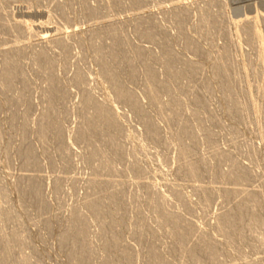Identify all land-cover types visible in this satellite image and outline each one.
<instances>
[{"label": "rangeland", "instance_id": "rangeland-1", "mask_svg": "<svg viewBox=\"0 0 264 264\" xmlns=\"http://www.w3.org/2000/svg\"><path fill=\"white\" fill-rule=\"evenodd\" d=\"M125 1L122 0L119 7V4L112 5L108 0H0V82L5 70V52L7 48L18 45L9 54L18 60L16 65L11 66L16 77L9 88L0 85V210L9 212L7 218L0 222V236L3 232L5 238L7 234L11 236L8 248L4 244L7 239L1 236L0 253L8 254L6 264H70L74 256L67 257L66 244L62 245L57 236L65 229V220L74 211H80L88 223L86 234L89 246L96 252L91 256V264H101L107 255L100 249L103 235L84 203L88 198L121 188L126 205L120 214L123 219L117 232L123 246L132 251L131 264H147L149 261L144 249L147 244L139 242L135 236L139 216L143 217L140 224L148 234L161 231L159 216L151 212L152 204L142 202L147 194L156 195L155 198L158 196L170 215L182 216L191 227L189 235L174 252L168 250L175 242L163 233L159 235L155 242L158 251L165 257L164 264H191L188 260L190 252L187 254V251L198 247L201 235L214 243L220 257L214 262L205 259L199 264H264V223L252 237L248 233L239 236L238 225L228 231L220 228L223 215L232 212L247 193L261 195L263 205L259 214L264 221V141L261 139L264 116L261 119L249 116L250 104L243 101L242 93L231 95L227 100L225 95L215 92L216 81L211 71L222 48L227 47L228 55L223 56L228 57V62L232 60L230 62L235 66L233 76L240 74L239 69L243 70L245 90L251 95V101L264 107V94L257 90L264 73V61L256 66L260 52L255 49L257 43L264 42V38H253L252 44L240 29L243 19L249 17V21L255 22V18H264V0H136L137 4ZM86 5L90 7L87 10L92 8L94 12L85 11ZM181 11L183 14L180 16ZM209 15L216 18L215 21L213 17H207L211 22L222 20L218 30L213 29V22L204 23V17ZM15 19L24 29L19 34L2 25H12ZM209 25L212 32L208 30ZM259 25L264 31V21H260ZM108 26L118 30L116 33L120 36L117 37L125 42L122 44L123 53L128 56L127 61L135 65L132 72L129 67L123 68L121 83L136 99L138 110L125 98L117 97L109 76L101 71L103 64L98 61L95 50L99 43L106 47L113 43L112 36L102 33ZM146 30L151 31L153 37H141V34L149 33ZM132 48L133 51L135 48L139 50L134 53ZM169 52L174 54L170 68L163 66ZM42 53L45 60L39 58L42 61L38 62ZM142 55L151 58L143 59ZM224 57L222 62L227 61ZM233 58L236 60L233 61ZM185 60L200 67H194L193 71L200 70L195 73L189 70L177 78L180 75L176 70L181 69V65L182 69L185 68L182 63ZM45 64L51 69L52 80L43 72ZM255 66L258 69L252 70ZM145 67L146 70L151 68L149 72L163 80L158 82L152 78V82L149 80L152 74L146 80ZM164 67H168L167 70L176 68L174 76L177 74V79L172 77V70L167 71L171 76L167 75ZM129 74H132L131 79ZM195 74L197 77L200 75L202 81H196ZM166 78H174V81L170 84ZM163 81L169 85L168 89L165 85V89L162 87ZM156 83H161L162 86L157 87L162 88L154 89ZM51 87H56L61 93L56 110L58 118L55 117L56 123L63 128L58 140L51 136L42 139L35 131L43 118L48 103L46 94ZM149 89L155 94L152 92L149 96ZM157 89L158 93L155 92ZM86 92L98 103L109 107L120 125L122 132L117 138L120 155L108 154L109 161L114 164L113 169L98 168L100 156L88 155L91 146L87 139L77 137ZM156 94L158 104H154L156 99L153 95ZM172 96L180 99L176 101ZM234 98L242 102L239 113H247L243 119L226 109ZM169 99L172 102L170 105L166 104ZM178 102L180 105L176 106ZM173 103H176L175 106H172ZM175 107L184 111L178 113L181 117L177 114L179 119L176 118L177 111L174 117L171 115L177 110ZM22 115L28 127L23 135L12 127L17 121L12 119ZM180 121L192 132L184 136L181 144L176 141V125ZM153 131L159 134L157 139L152 137ZM95 144L100 153L109 151L105 142ZM181 146L190 149L187 155L180 154ZM29 147L30 156L19 154L18 150ZM214 152L235 159L238 165L250 169V175L242 180L216 177L218 171L227 169L228 162L222 161L214 174L210 170L216 161ZM26 158H33L37 163L24 164ZM187 159L204 162L198 176H187L182 168ZM96 178L100 185L93 188L91 179ZM28 180L39 183L40 202L31 203L29 198L20 196ZM199 188H205L204 192L197 190ZM224 189L235 192L225 195ZM138 197L141 198L140 206L136 201ZM232 235L234 238L237 235V242L233 238L230 242ZM112 255L115 257L117 254Z\"/></svg>", "mask_w": 264, "mask_h": 264}, {"label": "bare ground", "instance_id": "bare-ground-1", "mask_svg": "<svg viewBox=\"0 0 264 264\" xmlns=\"http://www.w3.org/2000/svg\"><path fill=\"white\" fill-rule=\"evenodd\" d=\"M108 1L112 5H118L119 4V7H120V5H121L120 2L122 0H108ZM138 1L136 2V0H132V2H131V0L130 1L128 0L127 2L128 3L137 4ZM124 2H126V1L124 0ZM87 7L88 6L86 5V7H85L86 10L85 11L89 10V9L87 10ZM88 8H90V7H88ZM91 11H92V8H91ZM91 11L89 10V12H91ZM92 12H94V11H92ZM96 13H97V11H96ZM182 14L183 13L181 11L180 16ZM137 16H140V15L137 14ZM207 17L209 18V17H211V15L204 17L205 19H203V21L205 20L204 23L207 21L208 24H209L211 22V19H213L214 17L212 15L213 18L211 17L210 21H209V19ZM246 17H245V19H246ZM135 18H137V17H135ZM206 19H208V20H206ZM214 19L216 21V18H214ZM248 19H249V17L246 20L243 19V21H241L240 29H242L241 31L244 32V34L246 35L248 40L252 41V44H254L253 38H254V40L257 37H260V36L262 38H264V31H263V29H261V27H259L260 26L259 25L260 21H264V18L259 17V18H257L258 21L255 18V20L257 21V22L255 21V22L258 23L256 26H255V22L254 21H253L254 22L253 23L251 20L249 21ZM212 22H213L212 25L214 26L213 29H217L218 30V28L221 27L222 20L221 21L218 20L219 23L218 22L214 23V20ZM2 25L7 26L9 28V30L11 29L13 32L18 33V34L20 32L24 31V29L21 28V26L19 25L17 20L14 21V23L12 25H6V24H2ZM112 25H113V23H112ZM253 25H254V27H252ZM210 26L211 25H209V29L207 28L208 30L212 29V26H211V29H210ZM116 31H118V30H116ZM116 31H115L114 26H108L106 29L103 30V32H102V33H104L103 35H106V36L109 35V36L113 37V38H110L111 40H113V43L111 45H109V47L102 46L100 43L97 44L99 47L97 48V46H96L97 50H95V52H96L95 54L98 57V61L101 62L100 64L101 65L103 64L102 65L103 69L100 68V69H102L101 71L105 73L104 75L109 76L108 79L110 78L111 81L110 80L109 81L111 82V84H113L112 87H114V89H116V93L118 95L117 97L123 98V100L126 99V102H128L129 104L131 103L135 107V105H136L135 100L136 99L132 98V96L129 95L130 93H128V91H127L128 89H124V87L122 86L123 84L121 83L122 82L121 81L122 80L121 72H122L123 68L124 67H126V68L129 67L131 69V72H132L133 68H135L134 67L135 65L130 63V62H128L129 58H127L128 56L127 57L125 56L126 54L123 53V48H122V44H124L125 42L122 43L123 41L120 38L117 37V36H120V35H117L118 32L116 33ZM140 31L138 32L139 34L141 33ZM146 31L149 32L148 30H146ZM146 31H144V32H146ZM210 32H212V30ZM149 33L141 34V37H142V35L143 36L145 35L146 38L150 39L151 37H153L154 34L152 35V32H151V35H150ZM96 35L101 36L100 34H96ZM154 39H155V37H154ZM152 40H153V38H152ZM57 41H59V39H57ZM14 44H15V42H14ZM103 44H104V42H103ZM106 44L108 46V43H106ZM16 46H18V45H16ZM16 46L13 45V48L15 49ZM13 48H9V49L7 48V50H6L7 52H5V55H6V60L4 62L5 63V70H4V74L1 77L2 81L0 82L1 87H4V88H9L12 85V82H13V80L16 77L14 72H13V69H11L12 68L11 66L13 64L16 65V61H18V60L15 57L9 56L10 51H12L11 49H13ZM224 48H226V49H224ZM137 49L139 50V48H135L136 51H137ZM222 49H221L222 52L219 51L220 52L219 53V58H217L216 61L211 66V71H212V74H213L214 79L216 81L215 82L216 83L215 84V92H219V93L225 95L224 97H226V99L228 97H230L231 95L236 96L239 93H242L243 94V98L242 97L241 98L243 99V101L248 102V105L250 104L249 105L250 106V111L247 112L249 114V116H253L254 118H259L260 117V119H261V116H264V107H262L261 105H256L254 102L251 101V95H249V93L245 90L246 86H245V83H244V71L239 69L240 70L239 71L240 74H238V75L234 74V76H233V72H234L233 68H235V66L230 62L232 60H230L228 62V59H227L228 57L227 58L224 57V56L228 55V48L227 47H223ZM255 49H257L260 52V55L257 58V62L258 63L256 62V66H257V65L260 64L259 62H263L264 61V42H261V44H260V42L257 43V47H255ZM135 50L133 51V48H132V51L134 53L136 52ZM43 53L40 55V57L38 56L39 54L37 55L38 59L39 58H43V60H45V55L46 54L44 53L45 55H43ZM138 54H140V53H138ZM169 54L170 55L167 57V59L165 58V60H163L164 61L163 62L164 65H163L162 62L161 63H162L163 66H169V68H170V65L173 63L171 61H174V59L172 57L173 53L171 54V52H169ZM165 55H167V54H165ZM153 56L154 55H152V57ZM142 57H143V55H142ZM149 57L151 58V56H149ZM149 57L145 56V58L143 57V59H147ZM174 57H176V56H174ZM222 57L226 58L227 61L226 62H222ZM100 58L103 61H101ZM229 59H231V58L229 57ZM40 60L42 61V59H39L38 62ZM234 60H236V59L233 58V61ZM188 61L189 60H187L186 62L182 61V63H184L183 66H185V68L183 67V69H182V65H181L180 66L181 69H177V70H180V71H177L176 68L175 69H169V70H172L171 73H174L172 75V77H175L174 76L175 75V70H176V73H178V76L180 75L179 77H177V74H176V77L180 78L186 72H189V70L194 69V67H195V69L200 68V67H197V64H194V65H196V66H194L192 64V62H190V61L188 62ZM45 66H46V64H45ZM256 66L252 70H254L256 68ZM14 67L15 66H13V68ZM167 68L164 67V69H166L165 70L166 72L169 71V70H167ZM144 69L146 70L147 67H145ZM150 69L151 68H148V70H146L147 72L144 70L146 72L145 75L147 74V77L145 76L146 80H148L147 78L150 77V75L152 74V73H150L151 71L149 72ZM257 69L258 68H256V70ZM181 70H182V72H181ZM199 70L200 69H198V71H193V70L192 71L195 73V72H199ZM144 71H143V73H144ZM43 72L47 75V77L50 80H52V78H51V69H50L48 64H47V66L45 68L43 67ZM169 72H167V75L171 76V74H168ZM152 75H153V77L151 76V78L149 79L151 81H152V78H153V80H154V78H156L155 80H158V82L163 80V79H159L158 77H156L154 75V73ZM131 76H132V74H129L130 79H131ZM133 76H134V73H133ZM143 76H144V74H143ZM194 77L196 78V81L197 80L199 81V79L201 80V76L200 75L198 77H197V75L194 76ZM77 79L78 78H76V80ZM168 81L170 82V84H172V81H174V78L173 79L171 78L170 80L167 79L166 82H168ZM155 82H157V81H155ZM155 82H154V85H155ZM164 82L165 81H163L161 83H164ZM175 82L177 83V80H175ZM157 83H156V86L153 87L154 89L161 84V83H159V85H158ZM162 85H160V86H162L163 88L165 86H167V89H168V87H169V85H166V83H164ZM162 87H157V88L159 89V88H162ZM170 88H172V87L170 86ZM158 89L155 92H157ZM257 90L261 94H264V73H263L262 81L257 85ZM152 92H153V90L152 91L150 90V95L149 96H151L154 93V92L153 93ZM60 94H61L60 91L56 87H53V88L51 87V90L46 94V98L48 100V103L45 106V109H44L45 112L42 115L43 118H42V120H40V123L38 124L37 129L35 130L37 132V135H39V137L42 138V139H44L46 137L49 138L50 136L53 139H57V140L61 138V135H62L61 128L62 127L58 123H56V120H55L56 118H58V116L56 114V112H57L56 110H57L58 105H59L58 99L60 98L59 97ZM242 94H240V95L242 96ZM89 95H90V93H89ZM89 95L86 92V96H84V93H83L84 100L82 101V106H81V109H82L81 111L83 113V116H82V119H81L82 120L81 123H79L81 125L79 127L80 128L79 129V133L77 132V135H79L77 137H79V138L83 137L84 139H87L86 141H88V143L90 144L89 146H91V150L89 152L90 154H88V155H91V153H92V155L96 154V156H100L99 157L100 159L98 158L99 159L98 162H97L98 164L96 163L98 168H100V169H113L114 168V164L112 163V161H109L108 154L110 153V155H111V153H112V155H114V156H119L120 155V149H119L120 147L118 148L119 144L117 143V138L120 136L122 131H120V129H119L120 125L118 124V122H117V120L115 118V115L112 112V110L109 109V107H107L106 105L98 103L97 101H95L93 99L92 96L90 97ZM156 96H157V94L155 96L153 95L154 98ZM175 96H172V98L173 97L175 98ZM17 97L20 99L19 95ZM177 98H179V97L175 98L176 101H177ZM12 99L15 100L16 98L13 97ZM171 100H174V99H171ZM16 101H18V100H16ZM155 101L156 102L154 104H158L159 103V102L157 103V99ZM151 102H152V97H151ZM168 102L169 103H166L168 105H170L172 103V102L170 103V99H169ZM176 103H173L172 106L173 105L175 106ZM198 103L201 104L202 101H198ZM241 103H242L241 100H238V99L234 98L232 100V102H230V104L228 103L229 105H226L227 106L226 109H227V111H229V113H232L233 115L235 113H237L238 117L243 119V118H245V116H247V113L246 114H243V113L240 114L239 113V111H240L239 107H240ZM177 105H180L179 102H178V104H176V106ZM175 108L177 109V107H175ZM136 109L138 110V107L137 108L135 107V110ZM180 109H182V108H180ZM175 112H176V116H177V114L179 112H180V114H182L184 111L181 112V110L179 111V109H177L171 115L173 116L175 114ZM178 116L181 117L179 114H178ZM178 116L176 118H178ZM16 118L17 119H12L13 121L17 120L16 122L14 121L15 122L14 124L12 123L13 124L12 125L13 129L15 128L14 131H16V128H17V131L19 133H21L22 135L26 134L27 130H28V127H27V121H26L25 116L22 115V116H18ZM176 126L178 127L177 128L178 132H177V136H176V141L179 144H181L183 142V139L185 138L184 136H189V135L192 134V132L190 130H188V128L186 129L184 127L182 121L178 122V124ZM151 134H152V137L154 139H157L159 137V134L157 133V131H153ZM261 139L264 141V133H263ZM97 142H105V144L107 145L109 151H105V152L102 151L100 153L97 150L98 149L97 148L98 147L97 144H95ZM189 150L190 149H188V147L181 146L180 154L181 155H187V153H189ZM97 151H98L99 154L97 153ZM251 151L252 150L250 149V152ZM18 152H19L20 155H24V156L26 155L28 157V156H30L31 148L29 147V148H26V149H20V150H18ZM214 154H216V161L214 162L213 165L210 166V170L212 172H214V174L216 173V171L218 169V166H219V164L222 161L226 160L228 162L227 165H226V166H228L227 169L224 170V171H220V172L218 171L217 174H216V177H218L220 179L222 178L223 180L224 179L225 180H242V179L247 178L250 175V169L248 170L247 168H245V167H243L241 165H238L234 161L235 159L234 160L229 159L227 157V155L224 154V153L214 152ZM36 163H37V161L35 159H33V158H28L27 159L26 158L24 164L34 165ZM96 164L94 165V168L96 167ZM203 164H204V162L200 161V160L199 161H190V160H188V161H185L184 166L182 168H184V171L186 172L187 176L195 177V176H198L200 174L201 168H202L201 165H203ZM96 169H94V170H96ZM134 169H136V168H134ZM214 179L216 180V178H214ZM35 181L32 182L31 180H28L26 182V184L23 186V188L21 190V194H20V196L22 198H24V197L27 198V199L29 198L28 201L31 202V203H33L34 201H37V202L39 201L40 202V200H42L41 199V194H40V185H39V183H37ZM102 183H103V181H102ZM90 185H92V187L94 188V186L100 185V181H97V178H96V180H94V179L92 180L91 179V184ZM145 187H146V185H145ZM202 187H204V186H202ZM97 189H99V188H97ZM147 189H149V188H147ZM204 189L199 188L197 190H200V191L204 192ZM234 189H235V187H234ZM146 192H148V190ZM233 192H235V191L231 190V189L230 190L229 189L228 190L224 189V191H223V193L225 195L231 194ZM247 194H249V193H247ZM247 194H246V196H244L245 198H242V199H240L237 202V204L235 205V207L232 210V212H229V213H226V214L223 215L222 220L220 221V228L223 231H228L232 227H235L236 225H238L240 227L239 228L240 232L238 234L239 236H244V233H248L252 237V234L254 232L256 233V230L261 228V226L263 225L264 221L261 219V215H260L261 213L259 214V212H261V210H262V205H263L262 204L263 202L261 200V195L260 194H255V193H252V194H249V195H247ZM155 196L153 197L152 194H147L145 197H143L145 199L142 200V202L145 201L147 203L152 204L151 212H152L153 215L159 216V220H158L159 224L158 225L161 228V231L159 230L158 233H150V234H148L146 232V230L143 228L144 226H142V224H140L143 221V217L140 215L139 219H138L139 225H137L138 228L135 230V236H136V238H137V240L139 242L147 244V245H145L146 248H144L145 249V253H146V255L149 258V261H148L147 264H164V258L165 257L158 251L157 245H156V242H155V241L158 240L159 235L163 233V234L167 235V238H170V239H172L175 242V244L170 248V250H168V252H172V251L174 252L175 250H177L180 247L182 241L184 242L186 237L189 235V232L191 231V229L189 231V228H191V227L189 225H187L186 221L182 218V216L173 215V214L170 215V213L167 212V210H165V208L163 207V205L160 202V200L157 199L158 196L156 198H155ZM139 199H140V201H139ZM136 201H138V204L140 206L141 198L138 197V199H136ZM125 205H126V201L124 200V196H123V192H122L121 188H117V189L113 188L111 191L106 192L102 196L88 198L85 201V203H84L85 209L92 215V217L97 222L98 228H99V233H101L103 235V240H102V242L100 244L101 245L100 249L102 250L103 254L105 253V254L109 255V256L105 255L106 258H104L100 262L101 264H131L132 263V255H133L132 251L128 247L123 246V244L121 243V236L117 232L118 226H120V224L122 223V219H123L122 216L123 215H120V214H121V212H123ZM8 214H9L8 211L5 212V210H3V211L0 210V222H3L7 218ZM85 218L86 217L85 216L83 217V213L82 212H80V211H76L75 212L74 211L70 215V217L67 220H65L66 221L65 229L62 232L60 231V233L57 236L59 242L62 245L66 244V249L65 250H66L67 257L72 258L74 256V259L73 258H72L73 260L71 259L72 263L69 260L70 264H91V260L93 258V257L91 258V256H93L94 253L96 254V252L93 250V248H91L89 246V243H88V239H87L88 237H87V234H86L87 228H88V223H87V220ZM131 219H132V217H131ZM154 221H156V220H154ZM143 224H145V223H143ZM145 225L147 226L148 224H145ZM3 234H5V233L3 232ZM3 234L1 235L2 237L5 236ZM1 236H0V239H1ZM105 236H107V237H105ZM236 237H237V235L235 236V238ZM189 238H191V237L189 236ZM229 238H231V239H229V240H231L230 242H232V238L235 240V242H237L236 239L238 240V238L235 239L233 235L231 237H229ZM242 238L243 237H241V240H242ZM10 239H11V236H8V234H7V237L4 239V240H6V243H4V244H6L7 248H8V245H9V244L7 245V242L11 241ZM191 239H193V238H191ZM258 240H261V239H258ZM2 242H4V241H2ZM2 242H1V244H2ZM261 242H262V240H261ZM228 243H229V241H228ZM233 243H234V241H233ZM197 244H198V247L196 246V249L193 250V251H191L192 249L190 250V248L188 249V247L186 246L187 249H188L187 254L190 252V254L188 255V260H189V262L191 264H199L202 261H204L205 259L208 260L209 262H214V261L218 260V258L220 257V254H218V252H216L215 247H214V243L211 240H206L201 235L199 237V240H198ZM184 248H185V246H184ZM6 250H8V249H6ZM1 253H0V264H6L9 256H7L8 255L7 253H6V255L1 254ZM112 254H117V255L114 257V255H112ZM202 263H204V262H202Z\"/></svg>", "mask_w": 264, "mask_h": 264}]
</instances>
